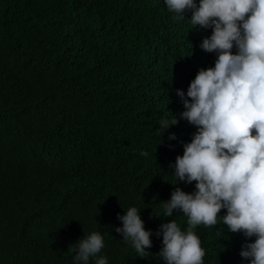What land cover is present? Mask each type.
<instances>
[{
  "label": "trees",
  "instance_id": "16d2710c",
  "mask_svg": "<svg viewBox=\"0 0 264 264\" xmlns=\"http://www.w3.org/2000/svg\"><path fill=\"white\" fill-rule=\"evenodd\" d=\"M202 42L159 0H0V264H77L71 245L92 232L108 264H160L117 215L136 207L152 246L161 224L187 225L162 202L196 190L169 165L196 132L175 91L217 59ZM216 227L193 229L224 245L212 258L253 242Z\"/></svg>",
  "mask_w": 264,
  "mask_h": 264
},
{
  "label": "clouds",
  "instance_id": "9594fccd",
  "mask_svg": "<svg viewBox=\"0 0 264 264\" xmlns=\"http://www.w3.org/2000/svg\"><path fill=\"white\" fill-rule=\"evenodd\" d=\"M177 19L201 31L200 48L217 56L214 68H201L185 94L176 90L183 108L180 119L196 128L183 156H177L176 182L195 184L185 193L175 187L163 203L164 216L182 211L187 225L175 220L161 224L152 246L139 210L131 207L117 215L122 227L115 228L130 241L138 256L147 259L151 250L160 264H264V0H159ZM162 119L159 130L178 124L176 116ZM164 131V133L166 132ZM175 140V134L169 135ZM141 156L148 153L141 152ZM237 234L253 242L242 246L240 255L212 258L224 245L197 225ZM228 228V230L226 229ZM211 229V228H208ZM103 236L92 232L71 245L77 264H108L98 255Z\"/></svg>",
  "mask_w": 264,
  "mask_h": 264
}]
</instances>
